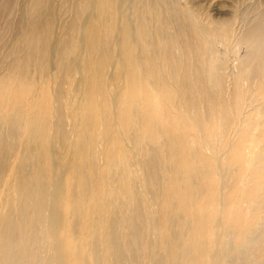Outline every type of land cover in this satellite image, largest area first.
<instances>
[{
    "label": "bare ground",
    "instance_id": "bare-ground-1",
    "mask_svg": "<svg viewBox=\"0 0 264 264\" xmlns=\"http://www.w3.org/2000/svg\"><path fill=\"white\" fill-rule=\"evenodd\" d=\"M78 1L0 55V264H264V0Z\"/></svg>",
    "mask_w": 264,
    "mask_h": 264
},
{
    "label": "rangeland",
    "instance_id": "rangeland-1",
    "mask_svg": "<svg viewBox=\"0 0 264 264\" xmlns=\"http://www.w3.org/2000/svg\"><path fill=\"white\" fill-rule=\"evenodd\" d=\"M32 1L34 0H0V55L4 56L6 54V48H4L3 45H5V43L9 41L10 38L15 33L16 28H17V23L26 22V17L24 15V12L26 11V8L31 4ZM117 1L118 0H113L112 2L110 1L108 5L109 7L108 11H109L110 18L112 17V14L118 15V13H116L117 11H115L118 8L112 6L115 2L117 6ZM83 6L84 5L79 3L78 0H50V9H52V12L54 13V17H55L54 18V21H55L54 26H55V34H56L55 36L58 37L59 35H63V37H65L66 35L63 33L64 28L70 25L71 22L75 19H78L79 21V24L76 25L77 26V29H76V36H77L76 40L77 41L76 42H78L79 45H78V48H76L75 46L76 48L75 52L73 51L71 53L70 52L68 53L67 59L70 62H72L74 58L76 60V58L82 56V53L80 52L81 40H79V38H81L80 22L81 20L83 21L85 17L89 16V13L91 12V10H86L82 8ZM112 35L114 36V32L111 33L109 37V43L110 42L113 43ZM117 46H118V43H113L112 46L109 48V50L113 51V54L115 53L117 54V52L115 51L118 48ZM52 54L55 55V52ZM116 58L120 59V56L118 57V54H117ZM72 63L70 66H72ZM73 69L75 68L73 67ZM112 70L114 71V68ZM112 70H109L108 72H111ZM53 72L54 71L52 70L51 72L52 74L50 75V77L55 76V73ZM70 73H72V71ZM115 75H116L115 77L116 79L114 81L115 88H118V89L120 88L118 98L119 99L121 98V99L120 101H118V103L120 104V106H124V103L126 100L124 98L125 97V78H124L123 66L120 70L118 69L115 70ZM64 80L66 82L69 81V74L64 76ZM69 84H66L65 88H68ZM54 86H55L54 82L50 83L51 88H54ZM51 94H52V90H51ZM125 149H126L127 155L129 156V158H131L132 153L134 152V149L132 148V150H129L128 147ZM245 224H248V223L245 222ZM156 256L159 257L158 255ZM223 263L226 264V257H224L220 261L219 264H223Z\"/></svg>",
    "mask_w": 264,
    "mask_h": 264
}]
</instances>
